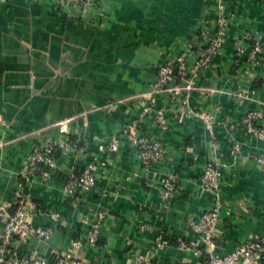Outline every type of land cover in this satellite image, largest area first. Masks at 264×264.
I'll use <instances>...</instances> for the list:
<instances>
[{
    "label": "crops",
    "instance_id": "obj_1",
    "mask_svg": "<svg viewBox=\"0 0 264 264\" xmlns=\"http://www.w3.org/2000/svg\"><path fill=\"white\" fill-rule=\"evenodd\" d=\"M53 1L0 0V140L6 143L0 149V204H11L30 148L61 138V121H68L62 137L88 144V153L111 136L119 146L97 155L104 161L101 177L74 198L62 195V185L90 158L69 148L56 152L50 178L36 176L20 191L30 226L49 227L51 236L41 243L27 234L11 247L44 258L50 248L68 250L86 229L78 219L104 211L109 218L99 227L95 248L82 242L81 264H137L138 257L150 264H201L205 249L185 221L215 203V253L264 238V172L255 163L264 157V139L241 125L247 112L264 113L261 53L254 55L258 64L252 62L253 44L264 47V0H103L88 12ZM218 8L227 26L216 54L201 68ZM184 50L185 75L194 81L186 100L151 93L158 67ZM236 93L244 97L237 100ZM159 110L165 130L155 123ZM182 111L191 116L180 121ZM193 115L211 116V130ZM131 125V132L164 147L163 161L140 165L135 147L122 136ZM255 125L264 127V119ZM235 143L239 151L231 155ZM206 164L221 168L214 194L200 182ZM170 173L175 192L163 202L161 182ZM49 212H57L59 221L51 222ZM158 236L168 246L154 252ZM255 264H264V253Z\"/></svg>",
    "mask_w": 264,
    "mask_h": 264
},
{
    "label": "built area",
    "instance_id": "obj_2",
    "mask_svg": "<svg viewBox=\"0 0 264 264\" xmlns=\"http://www.w3.org/2000/svg\"><path fill=\"white\" fill-rule=\"evenodd\" d=\"M101 1L103 0H54L53 2L62 8H76L80 9L81 12H88L95 10L96 5ZM222 11L221 8H218L214 31L210 33L212 35L207 37L205 34L209 31H203L207 39L204 41L202 49L203 60L197 63L198 67H204V64H207L209 59L216 54L219 46V38L227 26V19L222 14ZM255 46L252 52V62L258 64V60L254 56L256 53L263 55L262 61L264 62V48L261 50L258 44H255ZM234 49L237 55L241 53L239 46ZM188 56L189 51L184 50L174 60L159 66L156 72V79L151 85V93L168 94L172 98L184 95V99L186 100L194 84L192 76L185 75L189 68L187 63ZM234 97L239 100L244 96L243 94L236 93ZM185 100H183V104H185ZM179 115L180 121H183L191 116V112L182 111ZM193 116L203 121L204 128L207 131L211 130L214 122L211 116ZM263 119L264 113L260 111H249L242 118L241 125L245 126L246 132L251 136L257 139H264V127L255 125L256 122H260ZM155 123L160 129H166L165 116L160 110L155 112ZM67 124V120L56 124L61 138H46L30 148L25 167L16 184V190L11 204L8 206L0 204V223L2 225L0 232V264H81L79 253L82 248V242L92 249L96 246L99 227L105 219L109 218L104 211L95 212L91 218L83 217L78 219V223L85 226L86 229L83 236H81V240L77 239L69 242L68 250L50 248L48 252L49 257L44 258L20 254L16 249L11 247V242L14 239L25 238L27 234L32 235L41 243L47 242L51 236L52 229L49 227L30 226L27 221V215L23 210L24 203L20 197V191L23 184L30 182L36 176H39L44 181L50 178L56 166L52 157L53 152L60 153L69 148L70 150L81 152L83 156L90 158V161L79 173L69 175L62 185V195L66 198H74L79 194L90 191L101 177L100 174L104 166V161L100 160L97 155L101 153H115L118 150L119 140L111 136L96 146V153H88V144L80 140H66L62 137L67 133ZM133 129L134 125L127 127V129L124 128L122 130V136L129 138L131 144L135 147L140 165L146 167L163 161L165 157L164 147L158 141L150 142L144 137L137 136L131 132ZM5 144L0 140V149ZM238 151L239 145L235 143L231 148L230 154L234 155ZM255 163L259 170L264 172V157H256ZM220 176L221 168L219 166H213L212 164L204 165L200 178L203 189L210 194H214L218 190ZM174 187L175 176L172 173L166 174L164 180L161 182V200L163 202H169L172 199L173 193L175 192ZM218 207L219 205L215 203L197 219L189 217L185 221L186 229L203 244L205 249L204 252L207 259L201 264H255V260L261 258L264 253V238H254L242 245H237L226 254L215 253L213 227ZM48 218L51 222L55 223L59 221L60 216L57 212H49ZM140 229L145 231L148 227L144 226ZM167 246L168 242L160 236L153 241L154 252H159ZM137 264H150V260L147 257H138Z\"/></svg>",
    "mask_w": 264,
    "mask_h": 264
},
{
    "label": "rangeland",
    "instance_id": "obj_3",
    "mask_svg": "<svg viewBox=\"0 0 264 264\" xmlns=\"http://www.w3.org/2000/svg\"><path fill=\"white\" fill-rule=\"evenodd\" d=\"M219 1H221V0H219ZM214 15H215V17L217 18V12H215ZM216 18H215V20H216ZM225 28H226V27H225ZM225 28H224L223 32L225 31ZM223 32H222V33H223ZM220 39H221V38H220ZM219 42H220V41H219ZM255 42H256V41H255ZM236 43H237V44L235 45V47H238V46H239V49H240L241 52H242V47H240L239 42H236ZM255 44H256V43L253 44L254 47H256ZM259 44H260V43H258V45H259ZM235 47H234V48H235ZM263 48H264V47H261V50H262ZM240 54H241V53H240ZM260 57L262 58L263 55L261 54ZM205 64H206V63H205ZM205 64H204V66H205Z\"/></svg>",
    "mask_w": 264,
    "mask_h": 264
},
{
    "label": "trees",
    "instance_id": "obj_4",
    "mask_svg": "<svg viewBox=\"0 0 264 264\" xmlns=\"http://www.w3.org/2000/svg\"><path fill=\"white\" fill-rule=\"evenodd\" d=\"M56 154V151L52 153V157L54 159V155ZM213 243H214V239H213Z\"/></svg>",
    "mask_w": 264,
    "mask_h": 264
}]
</instances>
